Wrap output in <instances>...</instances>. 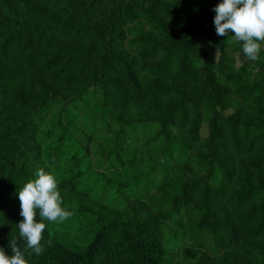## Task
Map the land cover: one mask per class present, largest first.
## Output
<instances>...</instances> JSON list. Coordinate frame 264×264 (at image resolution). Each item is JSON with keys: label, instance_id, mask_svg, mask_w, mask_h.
I'll return each instance as SVG.
<instances>
[{"label": "rangeland", "instance_id": "rangeland-1", "mask_svg": "<svg viewBox=\"0 0 264 264\" xmlns=\"http://www.w3.org/2000/svg\"><path fill=\"white\" fill-rule=\"evenodd\" d=\"M26 1L34 9L44 10L56 19H65L66 12L81 13L84 7L92 5V0H62L56 7L39 0ZM118 1L101 0L91 10L88 38L100 37L98 30L108 25L107 14ZM8 2L15 7L13 0ZM219 2L139 0L128 12V19L144 24L145 30L158 43H164V40L146 26L142 15L145 11L152 12L167 27L174 41L190 43L202 53L197 66L200 72L208 75L210 88L216 84L218 88H212L198 100L191 97L194 93L203 92L202 78L197 69L187 66L185 72L188 76L176 77L171 73L162 78L139 71L143 64L159 63L162 54L139 57V46L136 44L139 29L128 19L117 31L121 33L122 40L115 48L116 53L133 62L140 85L155 84L176 89L178 94L143 99L135 97V93L129 90L122 92L108 86L109 99L106 103L104 91L96 84L50 83L49 76L53 73H74L72 66L56 67L45 76L35 73L17 88L26 98L27 105L38 106L41 98L36 92V84L41 81L53 100V105L35 114L39 135L49 128L54 129L50 138L41 137L39 140L41 152L38 157L44 162L45 145L51 138L64 133L67 156L74 155L81 161L78 182L73 186L59 183L63 205L74 214L63 222L48 223L52 246L36 258V263L48 264L52 259L66 257L73 250H84L90 245L97 229L105 223L124 220L135 224L152 222L156 216L170 211L172 200L182 195L183 184L189 181L196 186L192 188L188 200L179 208L177 216L164 222L168 230L164 238V249L170 257L168 264H264V232L253 240L239 239L238 246H230L226 232L212 234L209 225H202L199 229L195 227L199 220L197 208L207 187L221 189L224 195L218 201L210 198L211 209L219 217L235 221L239 213L246 212L253 203L245 202L239 210H235L228 202L231 194L241 191L244 178L252 185L264 183V160L261 161L264 142L250 145L264 129L243 135L245 128L258 117V112L264 110V100L259 98L257 102L252 96L257 91L264 95V50L258 61L251 62L243 57L239 44L229 43L227 37L217 36L216 33L210 38L215 31V12L212 9ZM33 27L29 26L27 32L32 34ZM35 39L33 35V44ZM100 41L104 43L102 39ZM86 46L83 39L74 43L59 42L52 52L64 49L84 54ZM101 47L104 48V44L98 47L96 53L101 51ZM33 49L38 56L43 51V43ZM176 60L177 56L173 55L172 61ZM14 65L13 61L7 60L2 62L0 69L7 71ZM104 78L125 85L123 70L118 65L107 71ZM82 89L80 98L74 100L77 97L75 92ZM4 92L7 98L3 114L22 120L23 117L15 114L10 104L11 89L4 88ZM214 95H217L216 98H213ZM155 107L163 113L174 107L182 109L172 115L173 128L162 127L161 122L156 120L158 114ZM36 137L39 138L38 134ZM24 154L35 158L31 151L27 150ZM163 157H168V161ZM257 160L261 162L254 165ZM7 165L5 158L0 156V175ZM61 170L58 167L49 172L57 178ZM19 212L20 207L15 219L9 220L10 230L3 236L2 242L19 237L16 227L22 219ZM252 243L256 246L252 247L248 256L244 246ZM120 259L112 254L102 264H112Z\"/></svg>", "mask_w": 264, "mask_h": 264}, {"label": "trees", "instance_id": "trees-1", "mask_svg": "<svg viewBox=\"0 0 264 264\" xmlns=\"http://www.w3.org/2000/svg\"><path fill=\"white\" fill-rule=\"evenodd\" d=\"M45 5L56 7L62 0H39ZM101 0H92V5L83 8L82 12L66 13L65 19H56L53 15H48L44 10L34 9L29 6L26 0H13L15 7L8 0H0V67L2 62L10 60L15 63L7 71L0 69V156L4 157L8 165L0 175V248H4L6 254L11 255L9 240H3V236L10 230L9 220L15 219L18 212V189L23 186L27 180L34 178L37 168H44L48 172L61 167V174L57 177L59 183L65 186H73L78 182L81 171V161L72 156H67L64 150L65 136L60 133L49 140L44 147V162L38 157L40 151L41 137L48 139L53 134V127L42 132L39 135V125L35 121V114L43 111L46 107L53 105L49 92L45 85L39 81L36 84V92L41 98L38 106L27 105L26 98L17 89L25 81L32 78L33 74L50 75L52 69L56 67L72 66L74 73H55L49 76L50 83L54 85L71 84L81 82L96 84L102 88L105 102L108 103V86H113L122 92L128 90L135 93V97L148 99L150 97L164 98L168 95H176L177 90L163 86L150 84L140 85L136 80L135 66L133 62L127 61L121 54H117L115 48L118 42L122 40L121 33L117 31L123 27L125 20L128 19V12L136 5L139 0H119L116 6L107 14L108 25L102 30L100 37H87L88 24L91 20L92 11ZM143 20L147 27L158 36L162 37L164 43H158L145 30V25L132 21L139 32L136 35V44L139 46L138 55L141 58L154 56L156 53L162 54V59L156 64H143L140 67L141 72L148 73L156 78L167 77L173 73L176 77L188 76L185 72L186 67L200 69L197 66V60L200 54L190 43L181 44L173 40L167 27L158 20L150 11L143 12ZM29 26H34L32 34L28 33ZM144 29V30H143ZM103 33L105 35L103 36ZM215 31L210 38H213ZM33 35L36 36L35 43H32ZM231 35V33H230ZM79 39L86 41V50L84 54L68 52L64 49L53 51L59 42L74 43ZM104 43H102L100 40ZM99 41V42H98ZM43 43V51L36 56L34 46ZM101 51L96 53L99 46ZM173 55L177 56L175 62L172 61ZM118 65L123 70L125 85L117 81L105 80L104 75L107 71L113 70V66ZM202 78L203 92L194 93L191 97L196 100L202 98L204 94L212 91V88H218L216 84L210 88L208 75L199 73ZM4 88H10V104L14 113L22 116V120L11 119L10 115H4V100L7 95ZM84 90L76 91L74 100L79 99ZM252 94V93H251ZM73 96V97H74ZM181 96V95H179ZM214 95L213 98H216ZM253 98L257 102L259 98L264 100V95L259 91ZM184 100V97L181 96ZM220 106L219 103H215ZM158 114V120L163 128L174 127L173 114L182 111L181 108L174 107L163 113L155 107ZM260 110L258 117L247 126L243 132L246 136L248 132L264 129V113ZM4 115L5 117H2ZM155 120V118H153ZM7 122V123H5ZM38 134L39 138L36 137ZM256 142H264V132L258 134L250 145ZM253 147V146H251ZM31 151L35 158L27 157L24 152ZM168 161V157H163ZM264 160V156L262 157ZM169 157V161H170ZM257 160L254 165H258ZM242 189L239 192L234 191L228 198L232 208L239 210L245 202H252L253 205L240 212L235 221L219 217L210 207L211 197L216 201L222 198L221 189H211L207 187L201 205L197 208L199 220L195 224L196 229L202 225H209L212 234L226 232L228 244L238 246L241 241H250L264 232V183L259 182L252 185L248 179L242 181ZM196 183L185 182L182 187V195L174 198L171 203V209L166 214L156 216L152 222H142L135 224L132 221L123 222L112 221L105 223L97 229L90 245L84 250L76 249L70 252L64 258H55L48 264H102L110 259L112 254L118 255L121 259L114 260L112 264H168L170 257L164 249V238L167 228L164 225L165 220H171L179 214V208L188 200L192 188ZM49 227L43 233L42 244L44 251L48 248ZM18 245L24 251L25 259L28 264L36 263V255L31 249L26 247L22 238H16ZM256 243L244 246L246 255H250L252 247Z\"/></svg>", "mask_w": 264, "mask_h": 264}, {"label": "clouds", "instance_id": "clouds-1", "mask_svg": "<svg viewBox=\"0 0 264 264\" xmlns=\"http://www.w3.org/2000/svg\"><path fill=\"white\" fill-rule=\"evenodd\" d=\"M212 11L215 12L213 24L216 35L227 37L229 43L239 44L247 61H258L264 50V0H220ZM17 195L19 215L22 217L16 225L19 237L28 249L41 255L44 252L42 241L47 224L63 222L74 213L63 205L55 174L44 168H37L34 178L27 180L18 189ZM47 243L48 247L52 246L51 239ZM8 244L11 255L0 248V264H28L18 241L13 238Z\"/></svg>", "mask_w": 264, "mask_h": 264}]
</instances>
